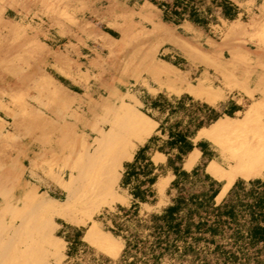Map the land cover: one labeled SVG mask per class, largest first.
<instances>
[{
    "label": "rangeland",
    "instance_id": "rangeland-1",
    "mask_svg": "<svg viewBox=\"0 0 264 264\" xmlns=\"http://www.w3.org/2000/svg\"><path fill=\"white\" fill-rule=\"evenodd\" d=\"M150 1L0 0V264H264V242L200 241L163 254L144 243L149 216L176 195L168 165L138 214L123 209L147 188L141 167L124 180L139 148L170 151L178 163L169 130L207 121L205 105L222 112L203 133L212 149L196 147V166L211 175L244 179L226 147L264 139V0H238L233 15L224 8L200 27L174 10L166 20L162 0ZM253 148L264 165V144ZM97 233L104 246L89 236Z\"/></svg>",
    "mask_w": 264,
    "mask_h": 264
},
{
    "label": "trees",
    "instance_id": "trees-1",
    "mask_svg": "<svg viewBox=\"0 0 264 264\" xmlns=\"http://www.w3.org/2000/svg\"><path fill=\"white\" fill-rule=\"evenodd\" d=\"M183 10L187 9V4L194 0H186ZM177 2L173 9L177 13ZM195 6V2L192 3ZM177 6V7H176ZM192 6V8H194ZM231 15L234 12H230ZM166 20L169 16L166 14ZM186 95L181 96L176 105L170 109L169 114L177 113L178 109L185 105ZM161 100L156 99L152 102L154 107H160L158 104ZM211 111L207 121L199 120L193 130H169L170 146L177 149L178 163L169 155L170 151H165L169 155L168 166L172 167L176 178L171 183V189H176V195L172 198V203L163 208L158 213H152L148 218L145 227L149 229L147 239L144 243L149 244L151 250L161 254L165 252H190L195 251V247L200 241L216 244V247L222 249V240H226L232 247L243 249L247 244L256 246L264 242V179L252 178L246 181L239 178L228 191L227 196L218 203L216 197L221 190L225 180L219 181L214 178L205 167L195 166L192 170L187 171L182 168L184 156L188 155L194 147L200 148L203 153L206 152L202 141L194 145L191 138L197 130L208 126L222 116V112L215 108L205 105ZM239 109V108H236ZM225 113L233 116L234 110L229 108ZM163 123L160 127L163 129ZM163 151V150H162ZM141 151L136 155V160L140 157ZM145 160V156L142 157ZM131 166V167H130ZM148 176L143 181L147 188L138 186L132 192L134 202L125 212L138 214L139 201L147 202L150 197L155 196L152 189L153 184L159 176L154 171L155 166L152 161H148L139 166V169ZM129 170L125 172L124 180H132L133 164L128 165ZM260 176L253 174L251 177ZM249 184V186H247ZM139 200V201H138ZM143 225L139 224L141 228ZM140 238L137 234L126 239V245L123 255L127 258L132 254L135 243ZM226 253L229 251L225 250ZM234 254V253H233ZM158 256V255H157ZM129 264H135V259Z\"/></svg>",
    "mask_w": 264,
    "mask_h": 264
},
{
    "label": "crops",
    "instance_id": "crops-1",
    "mask_svg": "<svg viewBox=\"0 0 264 264\" xmlns=\"http://www.w3.org/2000/svg\"><path fill=\"white\" fill-rule=\"evenodd\" d=\"M137 1L141 5H143L150 0H137ZM176 1L177 2L182 1V4H181V6L180 5H178V7L176 6L178 8L177 9L178 11H177V13H173L174 16H176L178 18L180 17L179 20L182 22H189L190 24H192L194 26L196 25L198 27H200V25H202V24L203 25H205V24L209 25L210 22L215 20V19H212L213 17L219 18V13L221 15H224V8L229 9L230 12H233V11L235 12V10H231V9H238L239 10L243 5H245L243 2H239L238 0H194V1H191L189 4H187L186 10L182 11L183 5L187 3L186 0H162L159 2V4H161V6L164 7V9H162L158 6L157 7L161 9V11H162L161 13H162V16L164 18L166 16V14L168 15L169 13H172L171 10H174L173 7L176 4ZM193 2H195V6L192 5ZM152 4H154V3H152ZM192 6H194V8H192ZM102 33H103V31H102ZM103 34L107 35L106 33H103ZM151 104H152V102H151ZM233 107H234L233 110L236 112V110H237L236 106H233ZM208 129L209 128L205 127V126L200 128L199 130H197L196 134L191 138L194 145H196V143L194 142L195 137H196L195 138L196 140L202 141L206 151H209L212 149L211 142L214 144V142L212 141L211 138H209L208 136L203 134V133L207 132ZM242 142L236 144L233 148L232 147H226V149L230 152L231 156L234 159H236V162H237L234 173H237V174L244 176V179L262 178V176L251 177V175L254 172L264 170L263 164H259V162L254 161L255 158L260 157V156H258L260 153L257 155H255V154L253 155V151H254L253 146L255 144H264V139H260V138L253 139L251 141V144H249V145H244ZM146 147H147V144H144L141 148H139V151H141V153H140V157H138L137 160H136V156H135L133 158V160L129 161L130 164L134 163V165L136 166V169H139L138 164L142 165V161L144 163H146L149 160L153 162V164L155 166V169H154L155 172L159 170V167L168 165V158H169L170 153L168 155L160 149H155L154 151H149V150H151L152 147L149 146V148H147V149H146ZM194 148H196V147H194ZM173 150H175V148H173ZM200 150H198L196 148L189 155V157L186 160V163L185 162L182 163L183 169L190 171L188 169H191L197 165L196 162L198 161V159L200 157ZM201 153H203L202 150H201ZM142 155H146L145 160L142 158V157H144ZM184 163H185V166H184ZM209 165H211V166L215 165V159L214 158L208 162V165H207L208 171H209ZM168 168L173 170L172 167H168ZM127 169H128V166H127ZM173 173H174V171H173ZM212 175L215 178H217L220 182L225 180V183L222 185L221 190L217 195V199L221 200L222 197L229 190V188L233 185L236 178H238V177L229 178L227 176V174H225L222 178H220L221 176H219V174H212ZM174 176H176V175L174 174Z\"/></svg>",
    "mask_w": 264,
    "mask_h": 264
},
{
    "label": "bare ground",
    "instance_id": "bare-ground-1",
    "mask_svg": "<svg viewBox=\"0 0 264 264\" xmlns=\"http://www.w3.org/2000/svg\"><path fill=\"white\" fill-rule=\"evenodd\" d=\"M263 155H264V148H263ZM262 155V156H263ZM91 238H94L96 240V242L99 244V245H102L104 246L106 244V239H104V237H102L100 235V233H97L95 235H89ZM108 245V244H107Z\"/></svg>",
    "mask_w": 264,
    "mask_h": 264
}]
</instances>
